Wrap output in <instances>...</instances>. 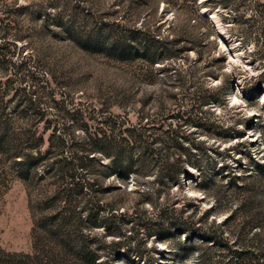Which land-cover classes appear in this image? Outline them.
I'll return each instance as SVG.
<instances>
[{"label":"rangeland","instance_id":"1","mask_svg":"<svg viewBox=\"0 0 264 264\" xmlns=\"http://www.w3.org/2000/svg\"><path fill=\"white\" fill-rule=\"evenodd\" d=\"M141 117L165 139L173 122L178 138L204 140L189 161L171 150L189 178L151 173L125 190L109 173V135ZM0 121L35 136L24 154L0 143V264H89L84 248L94 264H196L205 251L225 264L227 248L200 242L184 254L185 236L157 219L217 203L203 226L222 225L264 263V0H0ZM64 158L72 174L57 169ZM245 172L260 178L230 181ZM250 200L263 213L254 223ZM46 218L69 219L75 256L64 236L41 233Z\"/></svg>","mask_w":264,"mask_h":264},{"label":"trees","instance_id":"2","mask_svg":"<svg viewBox=\"0 0 264 264\" xmlns=\"http://www.w3.org/2000/svg\"><path fill=\"white\" fill-rule=\"evenodd\" d=\"M218 58H221V56ZM189 118L190 116L188 115L181 116V121H183V124L186 125L185 128H189L190 130L192 128L191 124L193 122ZM183 124H174L173 122L167 124L169 131L174 134L172 136H167V139H165L163 137L162 129L154 121H144V118L141 117L139 122L124 123L118 134L115 136H111L110 134L108 137H114L111 150L107 151V154L110 157L109 173L116 175L118 179L121 180V182L124 184L123 188L125 190L129 189L128 183L130 179H134L135 183L139 184L142 181L144 175H149L151 173H154L155 177L158 179H167L170 183L179 181L181 175H186V178H189L191 175L184 172V168L179 164L180 158H174V156H172L171 150L180 151L183 149L188 151L190 157L187 158V161H189L191 160V151L193 149L203 147L205 142L204 140L196 139L195 142L189 143L185 142L184 138L180 136L178 138V132ZM197 127V130H199L198 133L203 131L199 126ZM113 128L115 127H112L111 129ZM30 132V129H26L24 132L15 133L7 121H0V143L2 142L7 146L8 153H10L11 149L14 148L16 153L19 151L18 153L24 154L22 150L23 144L25 145L26 142L30 143L28 142L30 139L32 142L35 137L34 134L32 135V132ZM192 132H194V129L190 133ZM165 154L168 158H165ZM35 161L36 157L29 155L24 160H22V163L26 164L28 168V166H34L37 163ZM63 161L64 164L63 162L59 164L57 169L63 170L65 174H72V168H69L71 161L68 158H64ZM196 163H199V158H196ZM193 164L199 168L197 164ZM256 178H260V173L251 174L245 172L244 174L234 173L230 175L231 182H234L235 180L237 181L239 179L244 181H248V179L255 180ZM202 181H204L203 183L206 185V179L204 178ZM237 187L239 190H243L245 188V184H237ZM131 190L137 191L138 189L133 188ZM250 202L252 203H245L243 208L252 212L254 211L252 209L254 207L251 206V209H248L249 207L247 208V206L248 204L254 205V201L250 200ZM218 205L219 203H217L216 206L213 205L211 208L197 216V218L194 215L197 214V206L190 211L187 209V205H184L177 211V214L174 217L169 216L166 209H164L159 213L157 219L161 223H167L168 219H171L170 223L176 227L180 234L185 236L187 242L184 244V254H188L189 251H193L195 248H197V245L200 242L203 244L212 242V245H218L224 249H228L229 253L227 254V258H230V256H232V258H230L225 264H256L255 260L258 259V256L262 254L254 253L253 249L245 248L241 245L239 248L235 247L236 245H231L224 236V230H221V227H223L222 225L219 224L215 229L212 230L203 226V224H205L211 217V212L213 209L220 210ZM245 210L244 212H246ZM232 213L229 216V221H231L233 218ZM262 214L263 213L260 210L257 212L254 211L252 213L254 218L250 216L249 220L254 223V219L256 221V218H261ZM91 216L96 218L97 213L95 212V215ZM125 217H127L125 210L123 212L117 213L110 212L107 221L112 222L116 219H123ZM79 222H82V220H79ZM199 222L201 223L197 225ZM210 223L215 224L216 219L212 218ZM110 225L112 224L110 223ZM37 227L41 233L56 237L64 236L65 240L63 241V249H65L68 254H71V257L75 256L76 244L73 240L71 230L72 227L70 225L69 219L60 220L57 222V220L53 218H46L42 221H39ZM108 231L112 232L110 227ZM254 234L256 238L259 235H263L262 231L256 232ZM161 235L164 236L163 232H161ZM241 241L242 238L240 237L237 238L235 242L240 243ZM87 249L88 248H84L83 250L84 255H86L87 262H89V264H94L96 261V255L93 252H88ZM136 253H139L138 255L140 257L142 256L139 250H137ZM224 258H226V256H224L223 259ZM210 259L209 252L205 251L200 255L199 261L196 264H211L209 261Z\"/></svg>","mask_w":264,"mask_h":264},{"label":"bare ground","instance_id":"3","mask_svg":"<svg viewBox=\"0 0 264 264\" xmlns=\"http://www.w3.org/2000/svg\"><path fill=\"white\" fill-rule=\"evenodd\" d=\"M211 16V20L213 21V23L215 24L216 27L219 26V23H218V20H217V17L215 14H210Z\"/></svg>","mask_w":264,"mask_h":264}]
</instances>
